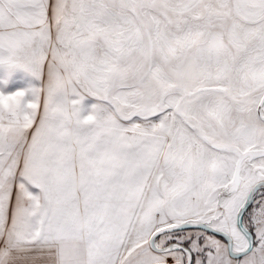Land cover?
<instances>
[{
  "label": "snow or ice",
  "instance_id": "1",
  "mask_svg": "<svg viewBox=\"0 0 264 264\" xmlns=\"http://www.w3.org/2000/svg\"><path fill=\"white\" fill-rule=\"evenodd\" d=\"M0 264H264V0H0Z\"/></svg>",
  "mask_w": 264,
  "mask_h": 264
},
{
  "label": "rangeland",
  "instance_id": "2",
  "mask_svg": "<svg viewBox=\"0 0 264 264\" xmlns=\"http://www.w3.org/2000/svg\"><path fill=\"white\" fill-rule=\"evenodd\" d=\"M34 78L19 68H0V92L11 93L16 90H27L34 85Z\"/></svg>",
  "mask_w": 264,
  "mask_h": 264
}]
</instances>
